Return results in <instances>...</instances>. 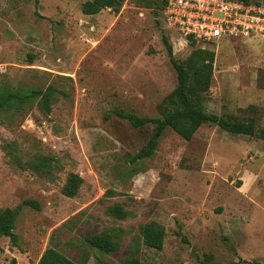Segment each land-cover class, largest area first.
Returning <instances> with one entry per match:
<instances>
[{
	"label": "rangeland",
	"instance_id": "1",
	"mask_svg": "<svg viewBox=\"0 0 264 264\" xmlns=\"http://www.w3.org/2000/svg\"><path fill=\"white\" fill-rule=\"evenodd\" d=\"M84 1L0 0V87L63 90L48 115L34 105L11 125L0 122V207L41 206H22L16 244L0 240V264H36L51 246L78 264L132 255L138 264H264V141L206 122L190 140L165 129L150 157L131 161L152 127L115 113L159 116L177 83L165 37L178 61L193 47L215 52L208 112L264 127V31L191 45L160 0H126L118 13L94 15L81 12ZM70 172L82 178L71 198L61 192ZM114 203L126 218L106 213ZM148 221L164 227L160 250L136 237ZM118 229L115 252L85 241Z\"/></svg>",
	"mask_w": 264,
	"mask_h": 264
},
{
	"label": "trees",
	"instance_id": "2",
	"mask_svg": "<svg viewBox=\"0 0 264 264\" xmlns=\"http://www.w3.org/2000/svg\"><path fill=\"white\" fill-rule=\"evenodd\" d=\"M126 0H85L81 5V12L86 15H94L105 8L118 13ZM161 1V7L164 3ZM244 4L263 5L264 0H238ZM188 43L195 45L192 36L185 37ZM164 45L169 55V60L176 71V86L157 105L159 116L138 115L131 111L115 110V113L127 120L132 127L140 128L151 126L152 133L140 149L131 157V161L150 157L156 150L159 138L167 128L174 130L185 140H190L195 131L204 123L210 122L219 126L222 130L233 134H244L256 136L264 141V127H255L254 120L235 119L219 116L208 112L204 104V96L208 94L213 75V63L215 52L213 50L193 47L190 53L182 60L174 58L172 46L168 40L163 38ZM58 90L54 85L46 87H27L24 89L10 88L6 85L0 87V122L11 125L18 114L24 115L34 105L45 115L51 112V107L57 100ZM11 146V145H10ZM20 166L23 163L14 155ZM44 167L52 162L51 157L41 159ZM30 168L38 172V164L29 163ZM82 183L80 175L70 172L61 192L67 197L76 196ZM28 205L40 209L38 201L25 199L13 208L0 207V240L7 237L12 244H16L17 233L15 232V221L22 208ZM106 213L117 219H124L128 213L121 204L114 203L106 208ZM122 229L117 231L103 230L85 236V241L93 248L104 253L115 252L120 248ZM165 232L164 227L156 221L141 223L138 227V237L142 244L157 250L162 249ZM1 250V245H0ZM137 251V250H136ZM36 264H78L65 256L56 247H46L41 253ZM103 264H109L104 262ZM122 264H138V259L133 255L123 259Z\"/></svg>",
	"mask_w": 264,
	"mask_h": 264
},
{
	"label": "built area",
	"instance_id": "3",
	"mask_svg": "<svg viewBox=\"0 0 264 264\" xmlns=\"http://www.w3.org/2000/svg\"><path fill=\"white\" fill-rule=\"evenodd\" d=\"M164 17L183 36L207 43L264 31V6L238 0H162Z\"/></svg>",
	"mask_w": 264,
	"mask_h": 264
}]
</instances>
